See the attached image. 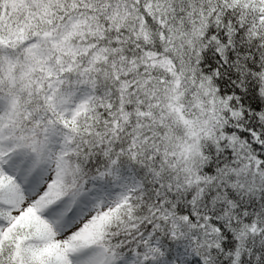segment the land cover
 I'll use <instances>...</instances> for the list:
<instances>
[{"label": "snow or ice", "instance_id": "6c2138e0", "mask_svg": "<svg viewBox=\"0 0 264 264\" xmlns=\"http://www.w3.org/2000/svg\"><path fill=\"white\" fill-rule=\"evenodd\" d=\"M0 264H264V0H0Z\"/></svg>", "mask_w": 264, "mask_h": 264}]
</instances>
